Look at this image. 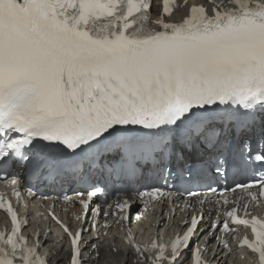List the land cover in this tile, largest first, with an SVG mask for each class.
Listing matches in <instances>:
<instances>
[{"label": "snow or ice", "instance_id": "1", "mask_svg": "<svg viewBox=\"0 0 264 264\" xmlns=\"http://www.w3.org/2000/svg\"><path fill=\"white\" fill-rule=\"evenodd\" d=\"M0 182L79 209L30 247L0 195V264H264V0H0ZM129 194L182 231L138 242Z\"/></svg>", "mask_w": 264, "mask_h": 264}, {"label": "bare ground", "instance_id": "2", "mask_svg": "<svg viewBox=\"0 0 264 264\" xmlns=\"http://www.w3.org/2000/svg\"><path fill=\"white\" fill-rule=\"evenodd\" d=\"M174 19H176V20L180 19V15L179 14L176 15L174 17ZM174 205H176V204H174ZM158 207H160L161 209L165 208V203H163L161 205L159 204ZM172 214H173L172 221H170V220L166 221L163 214L155 213L154 215L146 216L141 221L131 222L130 225L135 230V232L138 236H143L145 234H154V233L159 235L162 231L168 230L171 226H175L176 218L179 216H182L183 212L179 208H175L173 210ZM67 220L71 221L70 218H67ZM170 222L172 223L171 225H170ZM109 231H110V233H116L118 237L121 236V232H120V230L117 231V227L114 229H110ZM59 236L60 235H50L49 236V243H51L52 240L56 239ZM85 238L87 239V234H86ZM64 246H65V243H64L63 247ZM211 247L212 246H210V248ZM64 256H65V253L61 252V254L59 256V260L61 261V263H63V261H64ZM242 263L243 264H250L249 260H244ZM225 264H241V262L237 259V256L234 257L232 255H229L227 260L225 261Z\"/></svg>", "mask_w": 264, "mask_h": 264}]
</instances>
